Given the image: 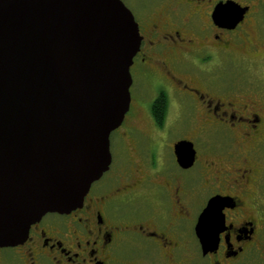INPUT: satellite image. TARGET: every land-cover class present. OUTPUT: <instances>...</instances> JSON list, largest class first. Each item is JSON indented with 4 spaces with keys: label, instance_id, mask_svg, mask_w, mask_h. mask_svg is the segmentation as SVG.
<instances>
[{
    "label": "flooded vegetation",
    "instance_id": "flooded-vegetation-1",
    "mask_svg": "<svg viewBox=\"0 0 264 264\" xmlns=\"http://www.w3.org/2000/svg\"><path fill=\"white\" fill-rule=\"evenodd\" d=\"M135 7L142 41L130 69L131 106L156 91L150 126L172 140L179 169L198 170L196 180L168 176L154 184L153 204H143L149 177L137 181L131 161L120 185L105 180L112 160L81 208L44 216L23 245L0 248V264H264V0ZM181 142L196 152L188 169L175 155ZM213 199L218 205L199 225ZM198 228L211 237L207 253Z\"/></svg>",
    "mask_w": 264,
    "mask_h": 264
},
{
    "label": "water",
    "instance_id": "water-1",
    "mask_svg": "<svg viewBox=\"0 0 264 264\" xmlns=\"http://www.w3.org/2000/svg\"><path fill=\"white\" fill-rule=\"evenodd\" d=\"M141 41L121 0H0V248L23 245L47 214L81 208L109 171ZM175 155L183 169L196 158L187 142ZM198 236L207 253L211 237Z\"/></svg>",
    "mask_w": 264,
    "mask_h": 264
},
{
    "label": "rangeland",
    "instance_id": "rangeland-1",
    "mask_svg": "<svg viewBox=\"0 0 264 264\" xmlns=\"http://www.w3.org/2000/svg\"><path fill=\"white\" fill-rule=\"evenodd\" d=\"M136 17L135 0H121ZM136 13V14H135ZM156 91L141 93L144 97L142 105H132L122 126L111 136V153L113 157L112 173L108 174L105 180L113 177L120 185L122 178L120 171L127 168L132 161L136 164L134 176L137 181L148 178L146 187L143 185V192L140 194L143 204H153L157 199L160 189L156 185L168 183L171 178H182L186 180H196L198 170L182 171L173 159L172 140L161 141L155 136L151 128L148 114H150L151 103L155 99ZM139 100V99H138ZM124 139V140H123ZM156 150V151H155ZM153 151V152H152ZM129 170V167H128ZM111 176V177H109ZM169 176V177H168ZM125 183V181H123ZM155 197V198H154ZM145 202H144V200ZM151 199H154L153 202ZM150 205V206H151Z\"/></svg>",
    "mask_w": 264,
    "mask_h": 264
},
{
    "label": "trees",
    "instance_id": "trees-1",
    "mask_svg": "<svg viewBox=\"0 0 264 264\" xmlns=\"http://www.w3.org/2000/svg\"><path fill=\"white\" fill-rule=\"evenodd\" d=\"M157 103H158V102H156V104H157ZM154 106L156 107V106H158V105H154Z\"/></svg>",
    "mask_w": 264,
    "mask_h": 264
}]
</instances>
